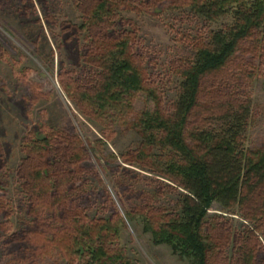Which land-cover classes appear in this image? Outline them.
Wrapping results in <instances>:
<instances>
[{"label": "trees", "instance_id": "trees-1", "mask_svg": "<svg viewBox=\"0 0 264 264\" xmlns=\"http://www.w3.org/2000/svg\"><path fill=\"white\" fill-rule=\"evenodd\" d=\"M144 1L147 5L148 0ZM83 2L86 26L79 30L64 27L66 41L70 33L75 45L80 34L89 36V42L80 48L85 75L67 95L88 120L104 127L128 125L126 117L134 113L136 96L147 90L139 68L127 55L132 44L125 39L130 33L114 38L119 13L109 7L120 0ZM177 5L180 10L188 8L206 24L223 19L231 23L206 33L199 43L192 41L194 57L180 59L174 70L179 85L168 110L158 102L133 125L142 143L136 157L123 162L153 176L155 200L177 194L173 210L153 209L164 223L152 228L145 219L144 233L189 264H210L214 255L220 264H226L223 252L232 229L221 217L209 218L213 204H219L227 212L240 210L253 224L244 227L238 240L239 255L232 264H264V258L259 260L264 257V149H247L254 109L253 97L246 89L254 78L244 73L239 62L245 57L244 49L263 61L264 0H186ZM155 6L158 4L148 6V11ZM253 71L249 65L247 72ZM244 78L246 85L242 84ZM81 151L75 140L61 135L26 144L19 175L33 213L42 202L62 208L64 202L71 201L83 178L78 169L85 155ZM8 156L10 151L0 139V172L5 171ZM153 198L147 200L153 202ZM77 231L73 245L76 264H130L114 249L119 230L111 221ZM11 238L18 251L29 239L25 234Z\"/></svg>", "mask_w": 264, "mask_h": 264}, {"label": "rangeland", "instance_id": "rangeland-1", "mask_svg": "<svg viewBox=\"0 0 264 264\" xmlns=\"http://www.w3.org/2000/svg\"><path fill=\"white\" fill-rule=\"evenodd\" d=\"M26 1L28 4L0 0V139L10 151L6 169L0 172V264H76L73 245L77 229L101 227L108 221L119 230L114 249L130 264H189L174 256L169 246L154 244L152 235L144 233L146 220L154 228L164 223L153 209L173 210L177 194L155 200L153 176L123 161L133 160L142 143L133 126L141 113L155 109L158 102L160 108L168 110L175 100L179 80L174 70L179 60L193 58L192 44L231 22L223 19L206 24L188 8H178L177 4L186 0H148L147 5L144 0L110 3L109 8L119 13L114 38L130 33L125 39L132 44L127 55L139 68L147 91L136 96L134 113L126 117L128 125L104 127L82 116L67 95L77 89L85 75L80 48L89 42L88 33L80 34L76 45L70 33L67 41L64 34L66 25L78 30L86 26L83 0ZM155 3L158 6L148 11ZM244 50L245 57L239 62L244 73L254 78L246 89L253 97L254 109L246 145L250 151H262L264 58L262 61L251 50ZM249 65L253 74L247 72ZM242 84H247L245 78ZM60 135L75 140L85 152L78 167L83 178L62 208L42 202L33 213L19 175L25 158L23 148L46 136ZM213 217L223 218L232 229L223 252L226 264H232L239 255L238 240L244 227L252 228L253 224L240 210L227 212L219 204H213L209 212V218ZM20 234L29 238L22 251L10 243L11 237ZM216 259L214 255L210 264L221 263Z\"/></svg>", "mask_w": 264, "mask_h": 264}]
</instances>
